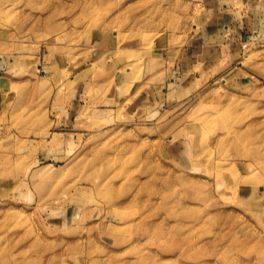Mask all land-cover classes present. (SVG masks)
Masks as SVG:
<instances>
[{
  "label": "rangeland",
  "instance_id": "374dc122",
  "mask_svg": "<svg viewBox=\"0 0 264 264\" xmlns=\"http://www.w3.org/2000/svg\"><path fill=\"white\" fill-rule=\"evenodd\" d=\"M0 264H264V0H0Z\"/></svg>",
  "mask_w": 264,
  "mask_h": 264
}]
</instances>
